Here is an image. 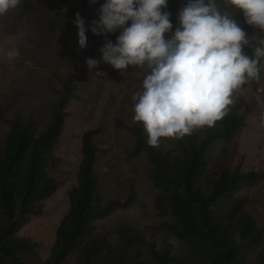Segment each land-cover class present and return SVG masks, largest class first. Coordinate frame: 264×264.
<instances>
[{"label":"trees","instance_id":"1","mask_svg":"<svg viewBox=\"0 0 264 264\" xmlns=\"http://www.w3.org/2000/svg\"><path fill=\"white\" fill-rule=\"evenodd\" d=\"M61 5L67 0H56ZM91 0H81L77 12L90 29ZM188 0H168L166 11L171 13L173 31L178 26V12ZM219 9L224 0H216ZM30 7H33L30 5ZM75 16L64 22L65 30L78 28ZM242 11L236 13L238 22L243 20ZM62 27L56 21L53 28ZM51 32H54L52 30ZM116 33L104 37V44L117 42ZM259 39H264L261 32ZM250 37V36H249ZM245 49L254 58V46ZM263 58L259 62L260 73ZM148 74L150 69L144 68ZM60 76L62 89L51 109L50 121L45 129L22 115L7 121L3 112L0 120L6 121L8 134L0 148V264H264V230L246 212L248 198L240 195L244 190L264 184V168L260 171H210L212 155L222 145L228 146L247 126L248 117L243 111L244 102L233 96L231 111L215 127L195 131L177 139L176 154L165 150L161 138L158 147L147 144V134L142 124L132 131L136 138L134 153H143L151 164L150 179L158 189L156 208L163 217L171 218L164 224L167 230L184 245L181 257L175 256L173 246L159 249L147 240L144 233L129 225L118 226L109 235L100 232L95 222L120 208L128 206L134 198V190L125 203L113 200L104 203L100 195L95 173L98 148L93 132L83 136L82 161L77 173V186L69 195V210L61 220L49 258L42 260L37 245L18 236V232L32 216L43 214L45 202L57 190V182L51 172L57 166L55 148L64 129L66 108L76 97L75 74ZM175 139V138H174ZM170 139V141H175ZM171 143V142H170ZM169 149L171 147H168Z\"/></svg>","mask_w":264,"mask_h":264},{"label":"rangeland","instance_id":"2","mask_svg":"<svg viewBox=\"0 0 264 264\" xmlns=\"http://www.w3.org/2000/svg\"><path fill=\"white\" fill-rule=\"evenodd\" d=\"M80 1L67 0V4L61 5L56 0H21L18 9L0 18V113H4L7 121L22 115L34 121L40 131L45 129L62 89L59 74H75L79 80L55 148L58 160L51 176L57 182V190L45 202L43 214L32 216L18 236L35 243L42 260L49 258L56 230L69 210L68 193L77 186L83 136L93 132L98 148L95 173L103 202L125 203L134 190L128 206L95 222L97 230L108 234L114 242L112 234L117 227L129 225L144 233L159 249L166 243L172 245L174 255L181 257L184 245L163 229L171 218L161 216L156 208L159 191L150 179L151 164L143 153H134L136 138L132 129L137 123L132 121V96L142 90L147 73L129 66L122 74L102 60L100 48L105 35L93 34L91 27L99 19V10L106 0H96L89 6L87 47L80 48L77 32L64 29V22L75 16ZM240 17L241 26L257 41L261 32L247 25L244 16ZM54 21L62 23V27L54 29ZM13 48H18L20 55L10 61L6 52ZM88 59L99 61L98 66L90 69ZM235 94L239 104L245 103L243 111L247 113L248 124L227 151L222 145L216 149L209 165L212 172L247 173L264 168V127L260 123L264 117V58L259 81H250L243 92ZM8 131L7 122L0 120V148ZM170 139L174 138L164 141L163 147L176 154L179 142ZM240 195L248 198L246 212L264 230V184Z\"/></svg>","mask_w":264,"mask_h":264},{"label":"clouds","instance_id":"3","mask_svg":"<svg viewBox=\"0 0 264 264\" xmlns=\"http://www.w3.org/2000/svg\"><path fill=\"white\" fill-rule=\"evenodd\" d=\"M96 3V0H91ZM222 12L216 0H188L178 12L173 31L168 0H106L93 34L116 33L117 42L108 40L101 48L102 60L122 74L129 66L150 72L142 90L132 96L133 123L142 124L147 144L158 147L161 138H183L204 128H213L231 111L235 93L243 92L252 80L259 81V62L264 58V39L254 46V58L245 49L253 39L244 30L236 13L255 31L264 32V0H224ZM21 0H0V18L18 9ZM74 24L78 43L87 47L85 21L79 12ZM18 48L6 52L19 57ZM89 68L99 61L88 59ZM264 127V117L261 119Z\"/></svg>","mask_w":264,"mask_h":264}]
</instances>
